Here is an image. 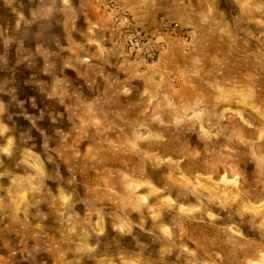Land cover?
Wrapping results in <instances>:
<instances>
[{"label": "rangeland", "instance_id": "obj_1", "mask_svg": "<svg viewBox=\"0 0 264 264\" xmlns=\"http://www.w3.org/2000/svg\"><path fill=\"white\" fill-rule=\"evenodd\" d=\"M2 4L0 24L9 23ZM226 6L223 38L213 53L204 51L207 63L189 75L173 72L160 95L148 98L154 106L141 132L146 142L132 144L128 154L119 153H127L126 145L99 144L101 129L81 123L79 116L89 117L84 112L92 106L95 117L103 112L108 118L110 113L98 110L99 97H80L81 113L72 104L67 113L42 110L53 109L52 103L26 104L29 118L22 117L10 93L27 90V72L21 70L16 80L13 56L0 61V264H264V0H228ZM180 37L190 56L192 32ZM215 53L218 64L212 65ZM79 58L84 66L92 64L90 55ZM187 79L188 88L180 91ZM11 130L19 140H6ZM60 137L78 155L79 170L67 167L69 160L62 163L66 143H59ZM28 150L50 154L53 162L44 165L59 166L64 195L70 192L73 204H49L51 196L39 195V202L48 203L42 207L33 201L40 190L27 187L18 193L22 204L11 208L20 190L12 170L38 167L25 155ZM101 150L121 174L106 194L92 187L101 176L88 174L109 169ZM105 197L108 204H100Z\"/></svg>", "mask_w": 264, "mask_h": 264}, {"label": "crops", "instance_id": "obj_2", "mask_svg": "<svg viewBox=\"0 0 264 264\" xmlns=\"http://www.w3.org/2000/svg\"><path fill=\"white\" fill-rule=\"evenodd\" d=\"M2 1L5 3L2 6L9 9L11 21L0 24V45L1 49L5 50L0 61L5 62L7 59L10 60V55L13 56L11 60L18 66L13 75L16 80L20 81L21 70L27 72L24 81L28 86L27 90L24 92L16 88L10 93V102L17 113L29 118L24 108L28 104L33 108H39L43 106L41 103L53 104V109L43 106L42 110L45 112L67 113V106L72 104L73 108L81 113L80 97L84 95L99 97L100 100L96 101L98 110L102 108L110 113L108 118L107 115H101L103 112H98L100 118L95 117L97 110L92 106L91 110L87 109L84 112L90 113V116L86 117L82 112L79 119L84 125L91 123L94 129H101L99 144L126 145L127 153L122 149L119 152L121 154H128L132 144L140 145L146 142V138L142 137L147 124L146 112L153 111L154 106L153 99L148 98L153 97L155 100L160 95L158 89L163 84L171 83L170 75L173 72L186 71L189 75L195 67L205 66L209 57L204 51L216 49L218 46L216 43L223 38L219 30L227 26L224 22V12L228 0H117L130 14L137 27L155 32L159 35L158 40L165 43L166 49L159 54L157 60L147 64L127 52L120 41L112 15L104 9V0ZM4 13L5 11L0 10V19ZM184 31L188 33L190 31L193 35L190 46H194L195 52L190 53V56L186 55L187 45L180 37ZM82 54L90 55L92 64L84 66L79 58ZM217 57V53L211 55L212 65L218 64ZM187 82L185 86L182 85L180 91L188 88L191 81L187 79ZM178 88L179 85H175L173 89L179 91ZM181 94L186 96L185 91ZM1 95L3 94L0 91V97ZM32 95L35 98L30 101ZM175 95L177 96L178 92H175ZM25 96L26 101L20 99ZM38 97L42 99L40 103ZM103 98L106 99L102 100ZM2 108L0 101V124H3ZM94 120L98 123L93 124ZM106 129L109 132L104 133L103 130ZM92 132L94 133L93 130ZM7 136L9 138L6 140H19L12 130ZM60 142L66 143V147L62 148V163L65 164L69 160L70 162L65 165L79 170L78 155L68 147L65 137H60ZM24 153L34 158L38 167L26 169L27 172L12 170L10 178L15 177L14 184L19 185L20 190H12V193L17 192V196L12 198L14 202L9 204L11 208L22 204L18 193L27 187L40 190L33 201L42 207L48 203L45 199L39 202V195L41 198L51 196L49 204H64L65 201L73 204L69 201L70 192L64 195L66 191L62 185L59 166L54 164L48 168L46 164L44 165L45 162H53L50 154H47V151L31 153L30 150ZM100 154L102 163L109 169L102 168L88 174L93 177L101 176L92 187L97 190L102 188L101 193L106 194L107 189L120 179L118 177L121 174L111 169L110 162L113 163L111 160L114 159L110 158V154L103 150ZM73 156L74 158H71ZM103 164L99 166L103 167ZM108 177L112 179H106ZM58 194H62V200H59ZM4 199L7 200L8 197ZM100 202L108 204L106 197ZM27 204H32L30 198ZM17 229L18 227L11 228L12 237L17 233ZM1 233L0 231L2 241Z\"/></svg>", "mask_w": 264, "mask_h": 264}, {"label": "built area", "instance_id": "obj_3", "mask_svg": "<svg viewBox=\"0 0 264 264\" xmlns=\"http://www.w3.org/2000/svg\"><path fill=\"white\" fill-rule=\"evenodd\" d=\"M104 2V7L112 15L114 25L119 31L120 41L127 52L143 62H154L166 49L165 43L158 40L159 35L137 27L130 14L117 0H104ZM174 27L176 28V25Z\"/></svg>", "mask_w": 264, "mask_h": 264}]
</instances>
